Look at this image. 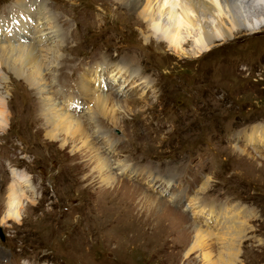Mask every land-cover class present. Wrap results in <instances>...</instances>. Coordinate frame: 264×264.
<instances>
[{
	"label": "rangeland",
	"instance_id": "1",
	"mask_svg": "<svg viewBox=\"0 0 264 264\" xmlns=\"http://www.w3.org/2000/svg\"><path fill=\"white\" fill-rule=\"evenodd\" d=\"M16 1L0 0V17L9 7L19 9ZM45 1L68 35L56 69L49 65L50 52L43 63L46 81L57 79L54 99L61 101L58 87L83 101L76 116L86 121L90 101L80 82L86 78L95 88L93 78L103 72L106 88L92 91L120 101L117 111L101 116L116 145L108 149L105 136L95 140L109 152L118 177L105 182L108 172L94 169L93 152L82 140L61 131L48 137L41 105L47 94L0 64V93L8 99L11 124L0 136V216L10 183L6 161L26 167L43 194L21 224H0V264H206L207 249L219 264L221 238L208 240L209 248L196 242L197 227L220 231L205 223L209 204L218 211L242 208L247 226L235 264H264V139L249 140L264 128V26L203 51L194 44L195 29L183 44L187 55H174L164 43L145 46L138 39V29L147 33V26L127 0ZM3 22L0 38L7 41L12 16ZM26 39L22 43H30ZM44 40L43 51L50 48ZM96 62L106 69L94 73ZM111 67L126 74L109 82ZM25 153L31 163L21 158ZM120 162H128L135 175L122 174ZM194 196L201 198L196 206Z\"/></svg>",
	"mask_w": 264,
	"mask_h": 264
},
{
	"label": "bare ground",
	"instance_id": "2",
	"mask_svg": "<svg viewBox=\"0 0 264 264\" xmlns=\"http://www.w3.org/2000/svg\"><path fill=\"white\" fill-rule=\"evenodd\" d=\"M37 3L40 5H37ZM126 3H129L130 6H128L130 10L132 9L141 18H148L149 21L160 19L162 22H166V16L161 17L160 14V0H127L125 4ZM181 3L185 5L186 8L182 7L177 11L181 12V14L191 13L187 16L192 25L191 32L195 29L198 30L194 37V44L198 46L197 49L201 50L197 51H203L202 49L208 50L215 44H218V42L222 43L231 40L232 37L240 32L251 34L262 31L264 26V0H181ZM15 5H17L19 9L9 7V14L0 17V31L2 29L1 24L3 26V21H5L9 15L12 16L14 24L12 29H7V41H3V37L0 38V64L8 70H15L17 78L24 79V81L33 86L38 92L47 94V96L43 97L44 100L41 101V105L45 123L50 130L47 134L48 137H54V139H56L58 137V131H61L69 134L74 140H82V143H85L89 150L93 152L95 157L94 169L97 170L98 173L108 172L107 178L103 179H106L105 182L108 184L112 183L116 178L114 176H117L114 171L116 168L114 166L115 163L108 157L110 156L107 155L109 152L103 151V147L95 146V144L105 136L107 140L104 141L108 145V149H112L116 145V140L108 136L109 134H107V131L103 130L102 121L105 123V120H103L101 116H104L103 111L105 110L108 111L111 109L117 111L118 107H120V101L117 100L116 97H112V95L108 96L103 93L102 95L99 92L92 91L93 89L95 90V88L100 90L106 88L107 82L105 77L102 78V74H104L102 72L101 76L99 74L98 77L94 76L93 78L96 84L95 88L91 86L92 83L86 78L80 82L83 86V91L81 93L89 98L90 101L89 107L86 108V112L89 113L88 117H86V121L84 117L76 116V110L85 105L82 104L83 101L80 102L79 99L72 97L71 94L68 95V93H65V89L57 87L59 99H61L58 103L51 94L52 88L54 87L53 85H57V79L46 81L48 74L46 68L48 66L45 67L43 63L44 60H46L47 52H50L53 58L49 65L56 69L57 66L55 62L63 56V50L61 49L62 47L60 48V44L63 43L68 35L66 36L64 30L60 29L58 18L55 14H51L44 0H36V3L35 0H17ZM167 11L169 10H165V13H167ZM30 24L35 25V28L38 27L39 30L32 28ZM12 37L18 38L17 40L19 41L17 44L10 43L9 39H12ZM24 38H30V43H22ZM44 39L50 44V48L45 51H43L42 47H39L42 42H45ZM197 39L199 43H196ZM183 49L185 51V48ZM96 63L99 64H96V68L92 69L94 73H99V71L101 72L106 69V64L104 62ZM27 67L28 69H25ZM120 67L123 69L122 66ZM98 68H100L99 71ZM121 68L111 67L107 81L112 82L111 76L118 77L120 74L125 75V71ZM92 70L90 72H92ZM142 82L146 83L147 80ZM135 84L138 83H134V85ZM54 93H56V91ZM0 96L5 97L2 93H0ZM59 105H62V107H59ZM100 110H102V112ZM4 118L5 117L0 116V120ZM251 135L249 139L250 142L256 141L259 143V140L264 139V128L251 132ZM118 166L122 174L131 172L133 173L131 176L135 175V170L133 171L128 162H120ZM150 173L152 174V172ZM167 184L169 186L171 185L169 182H167ZM207 187V181H205L202 184V190L206 191ZM193 199V205L198 204V202L200 203L201 198L198 199L197 196H194ZM209 205H207L208 212L204 214V217L206 216L205 218H207L205 223L206 225H216L217 230L220 229V231L213 233L208 229L197 227L196 242L202 247L205 246L209 248L208 240L213 242L214 239L216 240L218 238L219 240L221 238L225 246V249L223 248L225 251L220 253L218 257L219 264H235L238 260V253L240 252L238 249L239 241L241 242L242 237L246 234L245 226H247V219L245 216H239V214L242 213V208L236 210L232 208L229 210L227 207H222L220 211H218L219 208ZM194 208L197 213L202 211V209H198L199 207ZM213 213L219 215L213 217ZM212 220L214 222H212ZM219 224L221 227L218 226ZM204 258L206 264H217L216 257L209 249L205 251Z\"/></svg>",
	"mask_w": 264,
	"mask_h": 264
},
{
	"label": "clouds",
	"instance_id": "3",
	"mask_svg": "<svg viewBox=\"0 0 264 264\" xmlns=\"http://www.w3.org/2000/svg\"><path fill=\"white\" fill-rule=\"evenodd\" d=\"M182 7L186 8L185 5H182L181 0H160V14L161 17L166 16V22H162L160 19L149 21L148 18H144L147 33L138 29V39L145 46L155 41L156 44L164 43L166 50L174 55L179 53L187 55L182 45L192 36V25L187 18L191 13L181 14L177 11ZM165 10L169 11L165 13ZM196 43H199L198 39ZM8 95L10 98L11 93ZM7 105L8 99L0 96V116L5 117L0 120V136L6 135L11 126L10 119H8L10 111ZM21 158L28 163L32 162V158L27 153ZM6 167L10 175V183L6 193L5 211L3 216H0V224L4 223L5 220H12L21 224L27 207L29 205L36 206L43 194L42 191L38 190L39 183H33V174L26 167L18 168L10 161H6ZM46 207L48 211H51L50 207ZM21 264H29V262L25 259L21 261Z\"/></svg>",
	"mask_w": 264,
	"mask_h": 264
},
{
	"label": "water",
	"instance_id": "4",
	"mask_svg": "<svg viewBox=\"0 0 264 264\" xmlns=\"http://www.w3.org/2000/svg\"><path fill=\"white\" fill-rule=\"evenodd\" d=\"M1 231V230H0ZM0 236L3 238V235H2V233L0 232Z\"/></svg>",
	"mask_w": 264,
	"mask_h": 264
}]
</instances>
